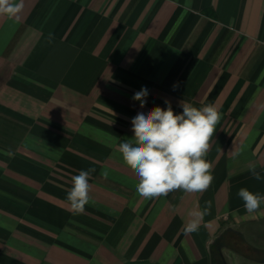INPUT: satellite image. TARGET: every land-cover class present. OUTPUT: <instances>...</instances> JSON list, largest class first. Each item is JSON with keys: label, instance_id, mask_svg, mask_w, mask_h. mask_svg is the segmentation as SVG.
<instances>
[{"label": "crops", "instance_id": "crops-1", "mask_svg": "<svg viewBox=\"0 0 264 264\" xmlns=\"http://www.w3.org/2000/svg\"><path fill=\"white\" fill-rule=\"evenodd\" d=\"M23 2L0 15V264H228L230 230L264 223V204L248 213L237 195H264V0ZM166 100L177 114L181 102L218 109L214 180L145 199L119 144ZM89 168V203L73 215L71 178Z\"/></svg>", "mask_w": 264, "mask_h": 264}, {"label": "clouds", "instance_id": "clouds-1", "mask_svg": "<svg viewBox=\"0 0 264 264\" xmlns=\"http://www.w3.org/2000/svg\"><path fill=\"white\" fill-rule=\"evenodd\" d=\"M24 8L23 0H0V15L10 19L18 17ZM53 37L49 34L48 42ZM174 89L178 85L173 86ZM149 91L146 87L136 92L132 99L144 108ZM153 107L147 113L138 112L132 118L134 136L119 144V153L124 163L138 177L136 192L145 199L167 196L174 191L202 193L212 184V165L206 156L210 141L216 131L220 114L214 104L195 107L181 102L182 112L177 114L171 107ZM5 155L14 156L11 151ZM93 168L81 170L72 179V187L67 193V201L73 215L83 214L89 203V179ZM255 180H261V173L253 167L249 169ZM237 195L244 202L248 213H256L264 204V195L253 193L247 188L238 190ZM200 211L190 212L192 219L184 228L185 234L199 230L205 215L210 214L211 202Z\"/></svg>", "mask_w": 264, "mask_h": 264}, {"label": "rangeland", "instance_id": "rangeland-1", "mask_svg": "<svg viewBox=\"0 0 264 264\" xmlns=\"http://www.w3.org/2000/svg\"><path fill=\"white\" fill-rule=\"evenodd\" d=\"M225 241L229 244L224 250L228 264H257L259 259L252 262L250 257L256 258L259 257L255 256L256 253L261 254L254 248L264 250V223L230 230V235L225 236Z\"/></svg>", "mask_w": 264, "mask_h": 264}]
</instances>
